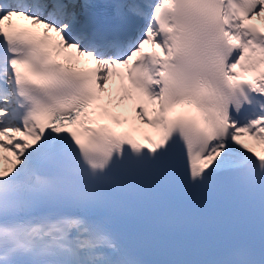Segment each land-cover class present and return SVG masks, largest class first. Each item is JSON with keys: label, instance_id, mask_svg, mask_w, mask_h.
<instances>
[{"label": "snow or ice", "instance_id": "obj_1", "mask_svg": "<svg viewBox=\"0 0 264 264\" xmlns=\"http://www.w3.org/2000/svg\"><path fill=\"white\" fill-rule=\"evenodd\" d=\"M148 180L264 196V0H0V264H148Z\"/></svg>", "mask_w": 264, "mask_h": 264}, {"label": "bare ground", "instance_id": "obj_2", "mask_svg": "<svg viewBox=\"0 0 264 264\" xmlns=\"http://www.w3.org/2000/svg\"><path fill=\"white\" fill-rule=\"evenodd\" d=\"M129 116L133 115L132 113H128Z\"/></svg>", "mask_w": 264, "mask_h": 264}]
</instances>
